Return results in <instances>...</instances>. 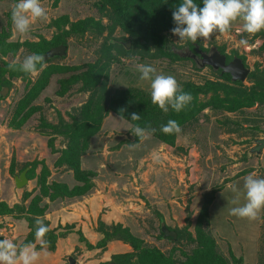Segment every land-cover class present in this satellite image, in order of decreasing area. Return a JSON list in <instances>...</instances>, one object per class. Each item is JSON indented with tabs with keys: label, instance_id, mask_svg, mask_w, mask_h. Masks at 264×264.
Here are the masks:
<instances>
[{
	"label": "rangeland",
	"instance_id": "1",
	"mask_svg": "<svg viewBox=\"0 0 264 264\" xmlns=\"http://www.w3.org/2000/svg\"><path fill=\"white\" fill-rule=\"evenodd\" d=\"M16 2L0 0V202L9 207V212L0 213V233L14 238L18 248L34 244L40 253L36 264H67L70 256L78 264H121L128 261L127 254L138 264L137 249L119 238L126 230L164 254L175 249V258L182 260V251L190 247L161 236L162 224L195 235L202 219L201 233L215 242L228 264H264V209L254 220L229 211L245 202L243 184L249 174L264 178V149L260 155L250 153L264 138V101L239 106L235 94H222L220 98L232 99L216 110L205 109L203 115L208 116L183 127L188 134H180L174 144L151 133L131 145L134 126L108 110L107 100L98 131L83 139L76 136L77 123L90 121L84 109L91 91L82 73L106 58L101 51L106 39L124 38L120 43L130 42L131 49L129 33L111 16L105 0H40L47 19L33 23L21 37L13 33L11 21ZM134 2L143 5L141 0ZM81 23L90 26L71 31ZM171 29L167 32L173 49L185 55L187 42L176 43ZM63 36L67 53L52 63L63 65L64 71L50 75L40 95L26 102L30 80L38 79L40 71L24 78L19 65L34 54L36 42L53 43ZM241 39L247 40L246 46L239 44ZM179 44L184 48L176 49ZM202 45L206 51L217 47L230 61H244L252 76L244 81L243 94L264 80V30L249 35L236 21ZM141 63L154 67L157 74L172 75L180 88L190 80L224 83L211 67L197 70L189 60L172 63L134 53L111 65L104 88L119 93L132 87L150 90V81L139 79L136 65ZM211 96L212 92L206 99ZM24 171L28 183L18 188L15 178ZM37 218L49 228L43 251L34 238ZM69 230L73 232L60 237Z\"/></svg>",
	"mask_w": 264,
	"mask_h": 264
},
{
	"label": "trees",
	"instance_id": "2",
	"mask_svg": "<svg viewBox=\"0 0 264 264\" xmlns=\"http://www.w3.org/2000/svg\"><path fill=\"white\" fill-rule=\"evenodd\" d=\"M134 1L135 0H105V2H107L106 4L109 5L111 16L117 18L118 22L123 25V29L129 33L128 39L131 40L133 47L127 49L126 45L124 46L120 43L119 40H124V38H113L108 41L106 39L101 49L106 58H102L98 64H90L82 73L85 86L88 88L90 86L89 90L91 91L89 104L84 109V114L89 116L90 121H94L95 119V122L94 124H89L90 121L88 124H81V122H78L77 125H79V127L77 130L80 134L77 133L76 136L89 139L94 132L98 131V125L104 120L101 111L105 108L109 100L111 103L109 104L110 109L108 110H115L120 116L128 120L131 125L134 126L133 129L139 126L145 130L144 136L145 134L150 135L152 133L159 139L170 144H174L176 137L180 134H188V131L182 130V128L185 126H192L193 123L198 124L199 121H201V116L205 114V109L216 110L221 102L225 104L228 100L232 99H222L220 98L222 94L228 96L235 94V101L238 105L257 102L262 103L264 101V80L260 79L261 81L247 88L249 90L248 94H243L242 86L244 82L234 81L229 73L222 71H218V74L215 72V74H217V77L224 79L223 84H218V82L215 83L207 79L204 83H198L193 80L186 81L181 90L190 93L192 101L180 112H175L169 108V111L164 113L151 103L150 90L147 89L132 87L123 89L120 93L119 91H109L105 89L103 84H106V79L108 78L107 71L110 69L111 65L114 62L121 63L122 57L134 53H140L143 56L149 55L150 58L154 59H168L172 63L189 60L197 70L200 69L189 56L182 55L173 49L172 40L167 32L169 28L175 27L172 13L181 0H141L143 5H137ZM195 2L200 4L201 0H195ZM200 6H202V4H200ZM89 26L90 24L88 23L86 25L81 23L74 25L71 31L78 33L88 29ZM66 36L56 39L53 43L46 42L42 44L36 42L33 44L32 51L34 54L43 56L52 47H57L62 44L66 45L68 49V40ZM186 45L191 50H194L196 46L203 49L202 41L200 40H197L195 43L187 42ZM137 46L146 50L139 52ZM174 46L178 50L184 48L181 44ZM64 56H55L49 60H43L45 64L44 69L39 72L38 79H35V81L30 80L29 87L27 88L28 90L23 96L26 102H30L40 95L48 84L50 75L55 72L61 73L64 71L63 65L52 63L54 59ZM22 74L24 78H32L28 74L23 72ZM250 76H252L251 72L247 77ZM65 83L66 81L64 80V85ZM210 92H212V96L206 99V95L210 94ZM201 94L204 95L205 99H201ZM111 96L112 98L109 99ZM89 106L91 108H89ZM91 109H93V112L90 111ZM132 113L140 115V119L132 121ZM203 116L205 117L208 115ZM99 117L100 119L98 121L97 118ZM169 119L177 121L180 127L179 133L164 134L160 131V126L166 124ZM143 138L135 136V141L132 142L131 145L139 143ZM250 153L256 155L261 154V152L256 153L252 151H250ZM88 174L90 176V173ZM209 200L210 199H208V202ZM3 211L9 212V207L7 204L0 202V213ZM201 223L202 219H198L195 235L186 234L184 229L172 228L166 225L169 229L176 231L177 239L174 241H184V243L186 242V246L190 247V251H182L185 257L182 260L175 258V249H172L168 255L166 253L164 254L155 247H151L142 240L133 237L127 230L126 233L119 236V238L128 239L133 247L137 249L136 256L138 264H155L156 262L159 264H228L215 248V242L206 239L201 233ZM72 232L73 231L70 230L62 232L60 237L65 238ZM160 235H164L162 229L160 230ZM170 238L172 239V237ZM100 244L101 242L98 243V245ZM131 256L132 255L127 254L128 261L125 260V262L121 264H132ZM234 264H239V262L234 260Z\"/></svg>",
	"mask_w": 264,
	"mask_h": 264
},
{
	"label": "clouds",
	"instance_id": "3",
	"mask_svg": "<svg viewBox=\"0 0 264 264\" xmlns=\"http://www.w3.org/2000/svg\"><path fill=\"white\" fill-rule=\"evenodd\" d=\"M200 4L195 0H181L176 6L172 13L175 27L171 29L172 34L178 37L176 43H195L197 40L206 42L213 33H226L236 21L242 24V31L249 35L264 30V0H201ZM46 19L47 14L40 0H17L11 10L13 33L21 37L29 32L33 23ZM239 44L246 46L247 40L241 39ZM43 60L44 57L39 54L28 55L19 65V70L30 76L36 75L45 67ZM136 68L140 73L139 79L150 81L151 103L164 113L169 108L180 112L192 101L191 94L182 91L172 75L157 74L154 67L144 63L137 64ZM139 119L140 115L131 114L132 121ZM160 131L164 134L179 133L180 127L177 121L169 119L160 126ZM132 133L143 138L145 130L136 126ZM243 195L245 202L232 207L230 214L254 220L264 209V178H257L255 173L249 174L244 180ZM48 231V226L37 218L34 238L39 242L41 251L46 246L47 242L43 238ZM0 236L3 237L0 239V264H36L40 253L34 244L18 248L14 238H5L2 233Z\"/></svg>",
	"mask_w": 264,
	"mask_h": 264
},
{
	"label": "water",
	"instance_id": "4",
	"mask_svg": "<svg viewBox=\"0 0 264 264\" xmlns=\"http://www.w3.org/2000/svg\"><path fill=\"white\" fill-rule=\"evenodd\" d=\"M126 48L130 49V42L126 43ZM67 52L66 45H59L57 47H52L44 55V60H49L55 56H64ZM194 58V57H193ZM227 58L222 54L217 47H212L210 53H202V60L197 62L199 68L204 65H209L213 67L214 70H222V72L229 73L232 80L244 82L250 73V69L245 66L243 60L239 57H235L230 62H226ZM257 146H255L251 151L260 153L264 149V138L258 139ZM15 183L18 188H22L27 185L28 178L26 172L21 173L19 177L15 178ZM179 189H176L175 193L178 195ZM162 231L164 232V237H172L173 240L177 239V233L174 230L169 229L165 224H162ZM68 264H78L77 260L70 256L68 258ZM113 264V263H111Z\"/></svg>",
	"mask_w": 264,
	"mask_h": 264
},
{
	"label": "flooded vegetation",
	"instance_id": "5",
	"mask_svg": "<svg viewBox=\"0 0 264 264\" xmlns=\"http://www.w3.org/2000/svg\"><path fill=\"white\" fill-rule=\"evenodd\" d=\"M210 50L209 49L208 51L204 50V49H201L200 47L196 46L194 50H191L189 48L186 49V53L185 55L189 56L194 62L195 64L197 65V62H200L202 60V53H210ZM220 51V50H219ZM221 52V51H220ZM194 57V58H193ZM227 60L226 62H230V60H228V57L226 56ZM234 59V58H233ZM232 60V59H231ZM244 62V61H243ZM198 66V65H197ZM246 66V65H245ZM205 67H211L209 65H204L202 68H205ZM213 69V67H211ZM217 71V70H216ZM218 71H222L221 69L218 70Z\"/></svg>",
	"mask_w": 264,
	"mask_h": 264
}]
</instances>
